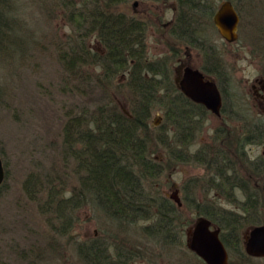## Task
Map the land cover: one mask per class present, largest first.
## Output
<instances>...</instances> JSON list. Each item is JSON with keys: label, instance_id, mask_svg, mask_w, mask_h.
I'll list each match as a JSON object with an SVG mask.
<instances>
[{"label": "rangeland", "instance_id": "374dc122", "mask_svg": "<svg viewBox=\"0 0 264 264\" xmlns=\"http://www.w3.org/2000/svg\"><path fill=\"white\" fill-rule=\"evenodd\" d=\"M222 1L209 0L215 9ZM232 1L242 14L239 39L232 43L224 40L212 25V19L209 23L203 17L195 23L198 35L194 37L198 38L199 46L176 39L170 32L179 0H125L112 7L115 12H124L145 22L148 57L169 61L173 88L179 87L184 66L200 68L206 64V57L212 56L209 45L217 52L222 63L219 61V66L226 71L224 80L229 82L224 84L229 88L226 89V113L218 117L207 111L193 117V127L185 130L187 134L192 131V139L186 146L179 144L187 156L200 151L205 161L196 158L179 161L169 156L168 144L175 126L166 121L165 104L159 101L154 104L150 128L165 142L150 146V153L163 168L153 182L168 197L179 188L184 204H192L181 211L182 220L178 223H182V235L179 244L171 246L144 232L142 227L151 224L153 219L123 232L89 204L75 211V223L66 235L57 234L52 228L51 215L44 211L47 191L43 189H48L53 181L61 193L78 183L74 166H66L61 157L63 126L68 113L77 112L76 107L93 109L109 100L128 109L131 97L126 82L128 74H118L103 89L93 83L87 87L86 94L74 90L77 79L70 77L65 69L60 50L68 48V43L76 37L77 30L71 19L84 0H5L6 25L0 33V153L6 168V179L0 190V258L5 264H87L78 244L106 240L109 234L120 236L127 245L121 249L135 258L128 264H205L186 248L187 227L192 230L204 215L205 209L201 206L222 213L221 220L228 215L238 221L243 253H232V264H264V258L249 256L244 247L250 229L264 224V171L249 168L243 159L244 167H241L236 144L242 126L240 110L264 118V98H258L252 88L256 78H264V0ZM201 46L208 48L202 50ZM207 75L217 80L215 73ZM159 96L163 98L161 93ZM155 120L159 121L158 125L154 124ZM222 129L224 138L220 137ZM227 132H231L229 138L225 137ZM175 141L171 140L178 147ZM218 150L222 152L219 160L228 155L233 164L237 163L238 173H233V167L224 170L230 175L232 185L211 167L210 157ZM245 150L246 161H256L264 156V142L247 145ZM227 163L230 164L229 160ZM46 175L49 178L44 179ZM29 177L32 179L28 183ZM243 181L253 197H257L256 211L250 214L246 210L249 204L242 189ZM146 184L148 188L151 186L149 181ZM65 195H71V191H65ZM195 204L200 208H195Z\"/></svg>", "mask_w": 264, "mask_h": 264}, {"label": "trees", "instance_id": "16d2710c", "mask_svg": "<svg viewBox=\"0 0 264 264\" xmlns=\"http://www.w3.org/2000/svg\"><path fill=\"white\" fill-rule=\"evenodd\" d=\"M122 1L125 0H84L79 10L74 12V18H70L77 30L76 37L68 43V48L60 50V58L70 77L77 79L74 90L82 94H86L87 87L93 83L103 89L113 83L118 74L127 73L126 82L131 96L128 109L109 100L93 109L88 106L76 107L77 112L71 110L68 113L63 126L61 157L66 166H74L78 183L65 190L71 191V195L66 196L65 191L60 193L55 189L52 181L48 189H43L47 191L44 211L50 213L52 228L61 235L71 230L75 223V211L84 204L103 213L123 232L139 222L153 219L151 224L142 227L144 232L151 238L160 239L162 244L175 246L179 244L183 229L182 223H178L179 215L183 208L188 205L192 207V204L185 203L180 208L153 182L163 168L150 153V146L158 141L165 142V139L150 128V116L156 102L165 104L166 121L175 126L168 144L169 156L179 161L191 158L205 161L206 157L199 155L200 151L187 156L179 144L186 146L192 139V131L187 134L185 130L188 126L189 129L193 127V117L205 114L206 110L192 102L177 87H172L167 59L152 60L148 57L146 24L135 16L115 12L112 7ZM4 2L0 0V33L6 25ZM210 3L209 0H179L178 14L170 28L172 36L199 45L198 38L194 37L198 35L195 33V23L203 17L211 23L215 8ZM209 50L212 56L206 57V64L202 68L218 76L224 95L223 112L226 113V89L229 88L224 84L229 82L224 80L226 71L219 66L217 52L212 46H209ZM239 113L242 126L236 144L241 167H244L243 159L249 168L264 171V156L256 161H246L245 157L247 145L264 142V118L251 115L246 110ZM223 133L224 129L220 132L221 138H224ZM230 133L227 132L225 137L229 138ZM171 140H177L175 143L178 147ZM221 154L219 150L213 152L209 162L220 177L232 185L230 175H226L224 170L233 167V173H238L237 163L233 164L228 155L219 160ZM227 160L233 166H229ZM47 178L49 176L46 175L44 179ZM31 179L28 178V183ZM146 181H149L152 191ZM41 183L38 184L40 191ZM241 185L247 194L249 207L246 210L250 214L256 211L257 197H253L245 181ZM195 208H200V205L195 204ZM201 208L205 209L204 215L222 227V239L229 251L243 253L241 237L237 232L238 221L224 214L221 220L222 213L205 206ZM107 239H94L88 245L78 244L79 253L87 264H128L135 259L130 257L129 251L121 249L127 245L120 240V236L109 234ZM0 264H5L1 258Z\"/></svg>", "mask_w": 264, "mask_h": 264}, {"label": "water", "instance_id": "95a60500", "mask_svg": "<svg viewBox=\"0 0 264 264\" xmlns=\"http://www.w3.org/2000/svg\"><path fill=\"white\" fill-rule=\"evenodd\" d=\"M240 17L231 0H225L214 14V23L222 37L229 42L238 39ZM180 88L192 100L204 104L214 113L221 115L223 97L218 84L206 78L198 68L186 66L180 80ZM158 125L159 121L155 120ZM6 177V169L0 155V185ZM181 204L179 190L175 189L170 196ZM208 218H200L192 231L189 246L207 264H230L228 250L220 237V229H211ZM246 252L255 257H264V224L253 227L246 236Z\"/></svg>", "mask_w": 264, "mask_h": 264}, {"label": "flooded vegetation", "instance_id": "af4514ba", "mask_svg": "<svg viewBox=\"0 0 264 264\" xmlns=\"http://www.w3.org/2000/svg\"><path fill=\"white\" fill-rule=\"evenodd\" d=\"M207 3V2H206ZM236 9H237V11H238V13H239V15H240V25H239V32H240V27H241V24H242V14H241V12L239 11V9L236 7ZM140 20H142V19H140ZM143 21V20H142ZM203 40V42H204V40H205V38H203L202 39ZM199 46V45H198ZM209 46H211V45H209ZM208 47V46H207ZM201 49L202 50H206V46H201ZM149 55V54H148ZM219 58V57H218ZM185 67V66H184ZM180 80H181V78H180ZM252 88H253V90H254V92H255V94H256V96L258 97V98H264V78H256L255 79V81H254V83L252 84ZM180 90V89H179ZM195 104H197V105H201V106H203L204 107V105H202V104H200V103H196V102H194ZM195 117H197V116H195ZM183 205H184V203H182L181 205H178L180 208H182L183 207ZM210 220L212 221V224H211V227L212 228H216V227H219L220 228V234H221V231H222V229H221V226H218L216 223H215V221L214 220H212L211 218H210ZM191 228H190V226L189 227H187V231H186V235H187V233H189V231H191L190 230ZM187 244V243H186ZM187 248V247H186ZM187 249H189V248H187Z\"/></svg>", "mask_w": 264, "mask_h": 264}]
</instances>
